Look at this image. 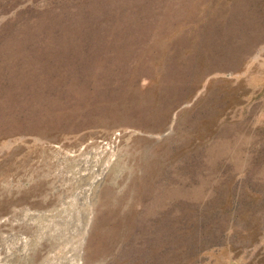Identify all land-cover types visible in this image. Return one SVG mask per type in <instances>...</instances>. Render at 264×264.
<instances>
[{
  "label": "rangeland",
  "instance_id": "rangeland-1",
  "mask_svg": "<svg viewBox=\"0 0 264 264\" xmlns=\"http://www.w3.org/2000/svg\"><path fill=\"white\" fill-rule=\"evenodd\" d=\"M0 264H264V0H0Z\"/></svg>",
  "mask_w": 264,
  "mask_h": 264
}]
</instances>
